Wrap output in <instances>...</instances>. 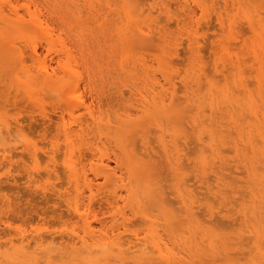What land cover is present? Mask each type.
<instances>
[{
    "label": "rangeland",
    "instance_id": "obj_1",
    "mask_svg": "<svg viewBox=\"0 0 264 264\" xmlns=\"http://www.w3.org/2000/svg\"><path fill=\"white\" fill-rule=\"evenodd\" d=\"M0 252L264 264V0H0Z\"/></svg>",
    "mask_w": 264,
    "mask_h": 264
},
{
    "label": "bare ground",
    "instance_id": "obj_2",
    "mask_svg": "<svg viewBox=\"0 0 264 264\" xmlns=\"http://www.w3.org/2000/svg\"><path fill=\"white\" fill-rule=\"evenodd\" d=\"M18 14V13H17ZM19 17V16H18ZM41 27V25H39V27H36L37 28V30L39 29ZM28 39V38H27ZM54 43V42H53ZM50 44H51V42H50ZM34 52H35V54L36 55H38L39 53H38V51L35 49L34 50ZM65 54L66 55H69V51H65ZM34 55V54H33ZM32 56V55H31ZM32 59V58H31ZM34 59V58H33ZM49 69V68H48ZM47 69V67H42V74L44 75V77H45V79H46V81H49V80H52L53 78H54V76H55V74H53V73H50L49 72V70ZM38 155V154H37ZM70 167V166H69ZM106 169H104V171H105ZM99 173V172H98ZM100 174V173H99ZM113 179V178H112ZM109 180V179H108ZM106 182V181H105ZM109 206V205H108ZM76 212L77 213H80V209H79V207H76ZM81 216V218H83L84 217V220H86L87 221V218H85V216H82V215H80ZM78 218V217H77ZM102 219V218H101ZM105 219H107V218H104V220ZM128 219V218H127ZM103 220V219H102ZM103 220V221H104ZM118 221V220H117ZM84 234L83 235H81V234H73V236H75V238L73 237V240H72V242H70V244H72V245H74V246H77L78 244H81L82 246H86V247H88V248H92L93 247V249H90L88 252L90 253V255H91V250H94V251H92V252H95V251H97L98 250V248L97 247H102L101 249H105V248H107L106 250H108L109 248L110 249H112L114 246H118V248H119V250L123 247V245H118V243H117V239H114V236H109L108 235V233H105V234H101L102 236H96L95 235V232H94V230H93V226L92 225H90L88 222H86V230L83 232ZM69 234V233H68ZM21 235H23V234H21ZM71 235V234H70ZM115 235V234H114ZM30 236H32V235H30ZM34 236V235H33ZM32 236V237H33ZM146 237V236H145ZM69 238V237H68ZM70 238H72V237H70ZM121 238V237H120ZM133 238V237H132ZM144 238V237H143ZM27 239H29L28 238V236H26L25 234L23 235V242L25 241V240H27ZM121 239H123V238H121ZM35 240V239H34ZM52 240H54L53 238H52ZM70 240V239H69ZM136 240H140V237L138 236V234H137V236H136ZM142 240V239H141ZM145 240V239H144ZM144 240H143V243H145L144 242ZM45 240L44 239H42V237H40L39 238V240H37L36 241V245H38V246H40L41 245V243L42 242H44ZM22 242V243H23ZM125 242V241H124ZM142 242V241H141ZM146 242H148L147 240H146ZM129 243V242H128ZM130 243H132V242H130ZM30 244H32V243H30ZM44 244V243H43ZM42 244V245H43ZM123 244V243H122ZM41 245V246H42ZM140 245V243H137L136 245H135V247H137V246H139ZM40 246V247H41ZM64 246V245H63ZM63 246H61L62 248L61 249H63ZM66 246V245H65ZM134 247V246H133ZM30 248H31V246H30ZM95 248V249H94ZM100 248H99V251H102V250H100ZM129 248H131V247H129ZM142 247H139V248H137L136 250H139V249H141ZM147 249L148 248H150V247H146ZM32 249V248H31ZM31 249H29V250H31ZM60 249V248H59ZM60 249V250H61ZM64 249H65V247H64ZM82 249V248H81ZM84 249V248H83ZM82 249V250H83ZM97 249V250H96ZM117 249V248H116ZM132 249V248H131ZM155 249H157V252H158V254L160 255V256H163V254H164V250H163V248L162 247H160L159 245H155ZM28 250V249H27ZM57 250V249H56ZM79 250H80V248H79ZM113 250H115V248L113 249ZM143 250V249H142ZM144 250H145V248H144ZM84 251H85V249H84ZM116 251V250H115ZM129 251V250H128ZM127 251V252H128ZM30 252V251H29ZM28 252V253H29ZM76 252H77V249H76ZM79 252V251H78ZM87 252V251H86ZM130 252V251H129ZM137 252H139V253H147V252H149V253H152L153 252V250L151 251H147V252H142V251H137ZM0 253H2V252H0ZM22 253V252H21ZM27 253V254H28ZM80 253H81V250H80ZM82 253H83V251H82ZM82 253H81V255H82ZM101 252H99L98 254H100ZM132 253V252H131ZM154 254H155V252H153ZM30 254H32L31 252H30ZM98 254H97V256H98ZM102 254V253H101ZM103 254H108L109 255V253H104L103 252ZM122 254V253H121ZM128 254V253H127ZM86 255H88L87 253H86ZM94 255V254H93ZM129 255V254H128ZM131 255V254H130ZM31 256V255H30ZM92 256V255H91ZM90 256V257H91ZM95 256H96V254H95ZM131 257H132V255H131ZM136 257H138V258H141V256L139 257V256H136ZM145 256H143V258H141V259H146V258H144ZM157 258V257H156ZM24 259H25V257H24ZM33 259V258H32ZM31 260V259H30ZM160 260V259H159ZM160 261H162V260H160ZM19 262V264H22V262L20 263V261H18ZM18 262L16 263V264H18ZM166 264V263H165Z\"/></svg>",
    "mask_w": 264,
    "mask_h": 264
}]
</instances>
